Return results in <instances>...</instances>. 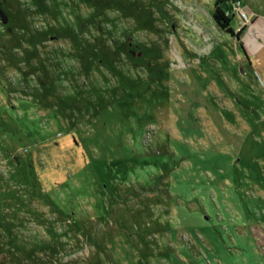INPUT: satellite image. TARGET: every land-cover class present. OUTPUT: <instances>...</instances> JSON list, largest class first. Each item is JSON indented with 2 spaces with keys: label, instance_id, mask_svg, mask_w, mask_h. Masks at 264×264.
Here are the masks:
<instances>
[{
  "label": "rangeland",
  "instance_id": "obj_1",
  "mask_svg": "<svg viewBox=\"0 0 264 264\" xmlns=\"http://www.w3.org/2000/svg\"><path fill=\"white\" fill-rule=\"evenodd\" d=\"M215 1L0 0V264H264V24Z\"/></svg>",
  "mask_w": 264,
  "mask_h": 264
},
{
  "label": "trees",
  "instance_id": "obj_2",
  "mask_svg": "<svg viewBox=\"0 0 264 264\" xmlns=\"http://www.w3.org/2000/svg\"><path fill=\"white\" fill-rule=\"evenodd\" d=\"M233 2H235V0H216L213 18L221 29L230 33L232 36L240 37L246 26H242L240 30L236 31L232 24L234 16L232 14H227V10L232 7Z\"/></svg>",
  "mask_w": 264,
  "mask_h": 264
},
{
  "label": "built area",
  "instance_id": "obj_3",
  "mask_svg": "<svg viewBox=\"0 0 264 264\" xmlns=\"http://www.w3.org/2000/svg\"><path fill=\"white\" fill-rule=\"evenodd\" d=\"M227 14H232L234 17H238L241 22V27L246 26L252 22L253 16L249 10L243 5L242 0H235L232 7L227 10Z\"/></svg>",
  "mask_w": 264,
  "mask_h": 264
},
{
  "label": "crops",
  "instance_id": "obj_4",
  "mask_svg": "<svg viewBox=\"0 0 264 264\" xmlns=\"http://www.w3.org/2000/svg\"><path fill=\"white\" fill-rule=\"evenodd\" d=\"M243 1V5L249 9V6L245 5V1ZM250 10V9H249ZM251 14L253 16L252 22L246 25L245 30L243 31L244 35H247V33H254V34H260L261 30L263 31V24L262 22L259 21L260 17L254 10H250ZM259 24V25H258ZM241 28V27H240ZM259 28V30H258ZM236 30V29H235ZM237 31V30H236Z\"/></svg>",
  "mask_w": 264,
  "mask_h": 264
}]
</instances>
